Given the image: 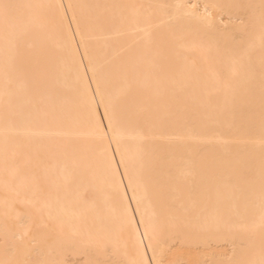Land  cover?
<instances>
[{
  "label": "bare ground",
  "instance_id": "6f19581e",
  "mask_svg": "<svg viewBox=\"0 0 264 264\" xmlns=\"http://www.w3.org/2000/svg\"><path fill=\"white\" fill-rule=\"evenodd\" d=\"M0 264H264V0H0Z\"/></svg>",
  "mask_w": 264,
  "mask_h": 264
}]
</instances>
